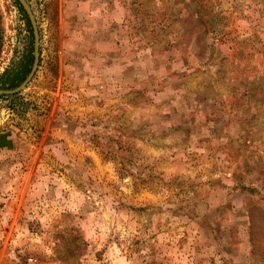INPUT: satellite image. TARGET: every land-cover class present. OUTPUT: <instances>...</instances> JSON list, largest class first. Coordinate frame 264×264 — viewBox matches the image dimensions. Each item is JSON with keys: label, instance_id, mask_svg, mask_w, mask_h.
<instances>
[{"label": "rangeland", "instance_id": "obj_1", "mask_svg": "<svg viewBox=\"0 0 264 264\" xmlns=\"http://www.w3.org/2000/svg\"><path fill=\"white\" fill-rule=\"evenodd\" d=\"M25 1L0 264H264V0ZM30 41L0 0V77Z\"/></svg>", "mask_w": 264, "mask_h": 264}, {"label": "trees", "instance_id": "obj_2", "mask_svg": "<svg viewBox=\"0 0 264 264\" xmlns=\"http://www.w3.org/2000/svg\"><path fill=\"white\" fill-rule=\"evenodd\" d=\"M33 63V49L32 42L26 48L22 56L20 64L17 66L7 68L2 73L0 80H2L5 88H13L18 86L30 72ZM5 135H0V147L5 146Z\"/></svg>", "mask_w": 264, "mask_h": 264}, {"label": "water", "instance_id": "obj_3", "mask_svg": "<svg viewBox=\"0 0 264 264\" xmlns=\"http://www.w3.org/2000/svg\"><path fill=\"white\" fill-rule=\"evenodd\" d=\"M18 1L20 5L23 7V9L25 10V12L27 13L30 24L32 26L33 37H34V44H33L34 58H33V63H32L30 72L25 77V79L17 87L13 89H9V90L0 89V94H10V93H14V92H17L23 89L29 83L33 75L35 74L37 67H38V63H39L40 34H39V29H38L36 18L25 0H18Z\"/></svg>", "mask_w": 264, "mask_h": 264}]
</instances>
